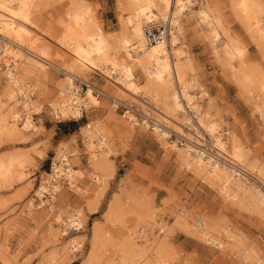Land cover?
Listing matches in <instances>:
<instances>
[{"label": "rangeland", "instance_id": "374dc122", "mask_svg": "<svg viewBox=\"0 0 264 264\" xmlns=\"http://www.w3.org/2000/svg\"><path fill=\"white\" fill-rule=\"evenodd\" d=\"M124 1L35 0L34 2L36 9L34 21L39 29L30 28L29 31L39 46L48 51L49 61L53 66L46 69L49 79L44 87L32 81H24L34 88L32 100L38 110L32 109L28 113L38 132L35 134L30 132L27 142H0V157L17 153L28 154L27 156L30 157L29 163L22 168L24 179L15 180L9 187L0 186V264H85L95 227L99 229L104 240L105 253L109 254L106 257H110L115 246L122 244L123 236L128 230L135 232L139 228L147 229L145 214L150 211L154 216L153 219L160 224L153 230L144 229V233L146 237L152 234V239L157 240L154 235H159L157 234L159 228L165 229V232L158 237L166 235L170 230L171 264H246L240 260L246 249L252 250L254 258L258 259L260 264H264V222H260L259 217L250 210H239L230 203H225L214 189L176 164L173 152H171L173 160L166 161L164 147L156 142L154 135L142 128L130 129L120 114L112 110L106 99H97L95 96L91 99L89 96L86 102L91 100L94 105L89 110L85 108L86 112L81 121L56 123L52 119L49 106L55 103L58 90L64 86L62 79L65 78L62 71L57 68L62 67L60 57H68V54L59 47L58 42L66 45L71 42V34L66 27L70 22L67 16L69 10L76 3L86 6L90 14L94 15L97 24L102 27L106 37L111 42H116L123 32L120 22L127 15ZM260 1L264 4V0ZM192 2L190 11L185 13V15L189 14L182 18L180 35L177 36L184 52L182 57L192 65L193 78L199 85V88L194 87V92L200 91L201 88L206 94L200 99L202 113H209L210 123L220 127L217 131L226 142L227 150L229 151L228 145L232 135L245 150V164L243 163L241 168L252 178V181L247 180L245 184L250 183L264 192V188L261 187L263 183L248 168V164L253 161L256 166L264 167V119L260 114L259 105L262 102L259 99L260 93L255 94L253 91L248 93L242 91L240 87L238 89L229 67L221 62L222 55H216L210 42L205 38L203 27L196 17L199 5L207 3L220 13L226 26L224 27L246 49L247 54L245 53L243 63L249 69L255 67L262 71L261 74L264 76V61L241 22L233 14L230 0H193ZM1 44L5 45L4 42ZM7 47L8 45L5 46ZM10 58L12 57L7 59L8 62L13 60ZM13 64L20 68L19 60L13 61ZM233 65L237 66V63ZM114 76L108 82L103 75L95 72L79 79L112 98L140 108L145 113L149 111L157 118L156 114L160 110H154L145 104L150 102V98L143 94L134 100L122 94L111 85V82H115L118 77ZM134 77L138 86L143 84L145 79L143 75L134 72ZM54 83H59V86L55 87ZM224 94H227L229 100L222 99ZM230 103L233 105L231 106ZM207 105L210 106V111L207 110ZM255 105L259 107L256 108ZM17 110L22 118L25 114L22 107L18 105ZM97 121H102L101 125L107 131L102 138L108 141L112 151L110 160L113 177L102 186H99L98 174L91 170L90 164L86 162L89 156L88 149L85 143L84 145L81 143L84 142L82 139L85 134L79 135V131L83 132L86 123L92 130L93 123ZM61 124L64 126L60 127ZM168 125L170 128L175 127V123ZM182 128L186 131L184 127ZM59 146L71 157L70 163L76 167L81 177L78 176L82 179L73 188H63L55 198L51 210L31 211L27 208V200L36 189L39 178L47 172L51 159L60 150ZM132 199L141 200L140 205L139 202V206L134 204ZM112 202H115L116 213L109 218L108 209ZM88 203H92L96 214L92 215L87 211ZM147 209L151 210L147 211ZM136 211L144 213L142 220L136 218L133 213ZM178 212L187 214L188 223L194 227L192 231L200 227L220 224L219 226L239 239L242 246L233 247L235 251L227 249L228 241L225 240L222 232L218 236H210L213 237L215 244L218 243L215 245L216 248L208 245L207 240H200L185 233L178 226L176 228ZM76 213L80 215L83 224L79 228L82 229L76 232L66 231L67 235L62 236L63 229L61 223L55 222L56 215L60 214L62 220H65ZM198 219L201 221L199 228L196 226ZM72 242H75L74 244L81 242V245L78 248L76 245L74 251L67 249ZM145 249L150 251L151 245Z\"/></svg>", "mask_w": 264, "mask_h": 264}, {"label": "bare ground", "instance_id": "6f19581e", "mask_svg": "<svg viewBox=\"0 0 264 264\" xmlns=\"http://www.w3.org/2000/svg\"><path fill=\"white\" fill-rule=\"evenodd\" d=\"M192 1L125 0L124 7L127 15L120 22L123 32L116 42H111L106 37L102 27L97 24L96 20H94V15L90 14L86 6L77 3L73 4L67 15L70 22L67 26L65 25L71 34V42L67 45L61 44L53 38L58 42L59 47L68 54V57H60L62 67L61 69L57 68L65 75V78L62 79L63 84L72 85L75 79L81 82L82 80L79 77L85 78L89 73L99 72L108 82L112 76L117 75L116 81L111 82L112 86L134 100L138 96L146 95L150 98V102L145 104L154 110H160L156 114L158 120L166 126L175 123V127L173 126L174 128L171 129L179 135L186 136L182 127L186 128L187 131H192L195 127L188 118L183 104L184 102L187 105L193 104L195 96L192 92L195 90L194 87L199 88V85L196 79L193 78L194 70L192 65L186 61L187 59L185 60L182 57L184 52L177 35H180L182 18L189 14L185 15L187 11H190V7L193 6ZM34 2L35 0H0V46L4 52L2 58L9 59L11 56L12 58L10 59L13 60L10 63L16 60L20 62V68L13 64L12 69L5 73H0V142H27V136L30 132L34 134L38 132V128L32 123L31 116L28 113L32 109L38 110L33 105L32 100L34 88L28 90L29 86L24 81H32L38 86L44 87L49 79L46 69L52 67L53 63L49 61L50 55L48 51L41 45L39 46V43L32 38L29 31L30 28L39 29L34 21L36 12ZM230 5L233 14L241 22L250 41L254 43L264 61V4L260 0H230ZM196 17L199 20V24L202 25L205 38L210 42L214 53L218 56L222 55L221 62H224V66L227 68L229 67L231 76L236 82L238 89L241 88L242 91L244 90L248 93L252 91L255 94L256 92L260 93L259 99L262 102L260 104L258 103L260 101H258L257 104H260V114L264 119V76L261 74L262 71L260 72L255 67L249 69L243 63L246 49L225 28L222 16L218 11L212 9L207 3H202L199 5ZM161 22L169 24L171 31L174 33L172 32L171 38L167 41L159 42L156 45H148L144 36V28ZM2 42L5 43L4 46L1 44ZM7 45L8 47L5 48ZM233 63H237V66H234ZM134 72H139L145 77L142 85L138 86L136 84ZM174 79L179 83L181 93L178 91ZM2 80L6 82L4 83ZM58 86L59 83H56L55 87ZM200 91V99H202L206 94L201 88ZM22 94H25L23 96L27 98L21 103L22 110L25 112L21 118L17 107L20 104L18 95ZM89 96L90 98L94 97L91 89H88L85 94V102L87 98L89 99ZM56 101L57 96L55 103L51 106L55 105ZM93 105V101L87 100L85 108L89 110ZM207 106V110L210 111V106ZM259 106H256V108ZM192 107L199 113L197 122L205 131L208 140L225 156H228V159L236 163L239 166L238 168L242 167L246 154L237 139L233 135L230 136L228 151L226 142L223 141L221 134L219 135L217 131L220 127L218 128L217 125L211 124V120H208L209 113H202L201 107L196 104ZM62 115L65 118L69 117L66 111H62ZM101 123L102 121L94 122L91 131L82 130L83 135L85 134V146L88 149L90 169L98 174L99 186L104 185L105 182L113 177V168L110 160L112 151L108 146V141L104 145L105 149L96 153L95 141L99 137H103V134L107 132ZM61 146H59L60 149ZM162 147L165 150L166 161L171 159V152H173L176 164L214 189L225 203H230L232 207L239 210H250L251 213L253 212L259 217L260 222H264V192L250 183H248L249 185L245 184L248 172L246 173L245 170H242L244 177L241 174L239 176L236 174L232 175L227 169L208 167L200 158L192 155L188 149L174 145H163ZM169 148L170 150H167ZM27 155L17 153L0 157V186L9 187L15 180L24 179L25 174H23L22 168L30 161V157ZM254 163V161L250 162L248 168L255 177L260 179L263 183L260 186L264 188V167H258ZM78 175L81 177L79 173ZM139 201L133 200L132 202L138 205ZM86 208L92 215L96 214L92 203H88ZM140 208L143 210L142 207ZM115 213V202H112L108 209V217L111 218ZM133 213L136 218L142 220L141 217L144 213L138 211ZM152 215V211L145 214L147 219L145 226L147 229L139 228L135 232L128 230V233L123 236L122 244L115 246L114 252L110 257H106L109 254L105 253V244L99 229L97 227L93 228L91 249L85 264H171L172 258L169 256L170 230L162 237H158L159 235L155 234L154 237L157 240L152 239V234L146 237L144 233V229L148 230L151 228L153 230L156 225L160 224L153 219L154 216ZM176 216L178 217L176 228L178 226L180 230L195 238L206 241L210 236H218L222 232L226 238L225 240L228 241L227 249L231 251L233 247L242 246L241 241L230 234L228 230L219 226L220 224L200 227L199 223L201 221L198 219L196 220V226L200 228L192 231L191 229L194 227L188 223L186 213L178 212ZM55 220V222L61 223L62 227H65V230L62 231V236L67 235L66 229L69 227H77L74 231L82 229L79 228L83 224L79 213L69 216L65 220H62L61 215L57 214ZM198 221L200 222L198 223ZM158 232L163 235L165 229L159 228ZM135 238H138L139 241H135ZM150 239L152 240L150 241ZM74 243L72 242L67 249L74 251L76 245L77 248L81 245V242ZM150 245L151 250L147 251L145 247ZM243 254L241 256L242 259H240L243 263L260 264L259 260L254 258L252 250L246 249Z\"/></svg>", "mask_w": 264, "mask_h": 264}, {"label": "built area", "instance_id": "2783aa9c", "mask_svg": "<svg viewBox=\"0 0 264 264\" xmlns=\"http://www.w3.org/2000/svg\"><path fill=\"white\" fill-rule=\"evenodd\" d=\"M171 26L166 22H161L154 25H149L144 28V36L148 45H156L159 42L162 43L171 38L172 29ZM174 33V32H173ZM3 49L0 46V73H5L12 69L13 63L5 61L7 59L2 58ZM174 83L181 93V87L176 79H174ZM29 86V84L27 85ZM32 89L29 86L28 90ZM91 89L92 95L95 98L106 99L112 110L118 112L120 117L127 123L130 129L136 130L139 128L144 129L145 131L154 135L156 142L160 145H174L179 148L188 149L192 155H196L210 168H220L227 169L232 175L239 176L243 175V169L236 165V163L232 162L228 159V156H225L223 152H221L212 142H210L207 138L205 131L199 126L197 122V117L199 113L192 106L194 104L201 107L202 103L200 100V93L192 92L195 96L194 102L191 105H187L185 102L183 104L186 114L188 118L193 123L195 129L192 131H187L185 128V135H179L170 127L161 123L156 117H153L149 114V111L146 113L140 109L132 106L131 104H126L123 101H120L116 98H112L106 95L104 92L100 91L96 87L90 85L85 81H78L75 79L72 85H64L63 88L58 90L57 92V101L53 106H49V111L52 119L56 123H64V122H78L81 121L85 115V94ZM22 95H18V101L21 103L26 100L27 97ZM28 96V95H27ZM62 111H66L69 115L68 118L63 117ZM84 130H91L90 125L86 123L83 127ZM197 129V130H196ZM82 132L79 131V135ZM84 142H81L83 145L86 139L83 137ZM105 139L99 137L95 141V146L97 147L96 153H99L101 150H104ZM70 156L63 150L60 149L57 154L51 159L47 172L44 173L43 176L39 178L38 185L36 189L32 192L29 199L27 200V208L31 211H39L42 209L51 210L55 198L60 193V190L63 188L69 189L73 186H77L78 181L82 178L78 176L79 171L75 166H72L70 163ZM89 156L87 157V164H89ZM236 165V166H235ZM246 172V171H245ZM247 173V172H246ZM248 174V173H247ZM247 180H251V176L246 175ZM95 182V181H94ZM200 221H198L199 223ZM197 223V225H198ZM200 224V223H199ZM77 227H69L66 231L75 230ZM63 231L65 227H62ZM76 232V231H75ZM157 234L161 235V232H157ZM208 245L216 248L217 244L209 238L207 240Z\"/></svg>", "mask_w": 264, "mask_h": 264}, {"label": "crops", "instance_id": "0c3cea01", "mask_svg": "<svg viewBox=\"0 0 264 264\" xmlns=\"http://www.w3.org/2000/svg\"><path fill=\"white\" fill-rule=\"evenodd\" d=\"M227 98H228L227 94H224V96L222 97V99L225 100V101H226V100H229V99H227ZM230 105L232 106L233 103H230Z\"/></svg>", "mask_w": 264, "mask_h": 264}, {"label": "trees", "instance_id": "16d2710c", "mask_svg": "<svg viewBox=\"0 0 264 264\" xmlns=\"http://www.w3.org/2000/svg\"><path fill=\"white\" fill-rule=\"evenodd\" d=\"M67 125H70V124H67ZM61 126H64V124H61L60 127H61Z\"/></svg>", "mask_w": 264, "mask_h": 264}]
</instances>
